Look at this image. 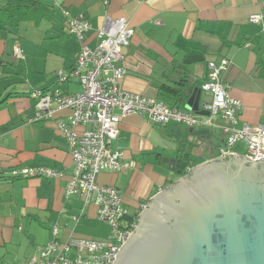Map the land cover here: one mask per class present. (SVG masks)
<instances>
[{"label": "crops", "instance_id": "obj_1", "mask_svg": "<svg viewBox=\"0 0 264 264\" xmlns=\"http://www.w3.org/2000/svg\"><path fill=\"white\" fill-rule=\"evenodd\" d=\"M39 1L53 9L50 19L38 24L11 21L9 31L0 30V172L44 168L60 176L0 181V264H27L38 246L70 237L105 240L110 231L97 221L95 204L84 206L82 196L65 195L73 164L67 141L55 125L69 124L70 111L51 106L52 117L36 120V100L30 97L33 90L55 87V73L69 71L79 51L78 40L63 31L60 7L90 24L91 48L94 31L107 21L122 19L132 27L124 60L118 64L126 70L123 90L162 100V84L175 87L183 76L199 88L207 62L226 59L231 65L223 79L243 107L238 127L264 123V26L248 22L251 15L264 16V0ZM19 41L23 56L16 58ZM59 89L64 94L80 92L74 81ZM210 100L211 95L201 92V108ZM223 145L216 128L158 126L131 115L120 123L113 142L127 167L101 173L96 181L114 187L129 213L138 214L154 194L180 177L179 172L217 158Z\"/></svg>", "mask_w": 264, "mask_h": 264}, {"label": "built area", "instance_id": "obj_2", "mask_svg": "<svg viewBox=\"0 0 264 264\" xmlns=\"http://www.w3.org/2000/svg\"><path fill=\"white\" fill-rule=\"evenodd\" d=\"M59 14L63 19L64 33L78 40L79 51L69 71L55 73V87L33 90L30 97L36 100V120L52 117L51 106L55 110L70 111L69 124L59 122L55 125L67 141L73 164L65 195L82 196L84 206L95 204L96 219L109 227L110 234L105 240L70 237L62 243L51 241L38 246L36 255L27 264H112L131 233L137 214L129 213L114 187L99 185L96 180L101 173H119L127 167L122 163L123 154L113 148V142L119 135V125L126 117L142 116L158 126L176 123L187 127L216 128L224 139L217 158L237 154L235 148L243 147L245 152L241 156L250 162H264V123L238 127L243 107L230 96V85L223 79L230 69V61L207 62V76L199 89L211 95V100L200 109L209 115L196 116L161 99L122 89L126 70L118 64L123 62V49L129 46L134 33L125 20L107 21L101 29L95 30L96 42L91 48L87 43L88 34L92 31L90 24L80 17H71L62 7ZM248 22L264 26V16L251 15ZM14 56L21 57L18 44ZM69 81L79 85V93L64 94L60 91L59 86ZM219 120L224 124H217ZM76 126H81L83 131L75 132ZM10 175L46 179L60 176L58 172L44 168L11 171ZM80 215L82 213L73 220L77 221ZM52 234L56 235L55 229Z\"/></svg>", "mask_w": 264, "mask_h": 264}, {"label": "water", "instance_id": "obj_3", "mask_svg": "<svg viewBox=\"0 0 264 264\" xmlns=\"http://www.w3.org/2000/svg\"><path fill=\"white\" fill-rule=\"evenodd\" d=\"M198 87L184 109L200 110ZM112 264H264V162L200 163L154 194Z\"/></svg>", "mask_w": 264, "mask_h": 264}, {"label": "trees", "instance_id": "obj_4", "mask_svg": "<svg viewBox=\"0 0 264 264\" xmlns=\"http://www.w3.org/2000/svg\"><path fill=\"white\" fill-rule=\"evenodd\" d=\"M53 9L46 7L39 0H0V30L9 31L11 21L31 22L38 24L43 20L50 19ZM10 33V32H9ZM176 86L162 84L160 94L164 97V102L174 108H184V105L194 87L188 84L186 77H181ZM200 83L199 85H201ZM186 171L179 172L182 176ZM11 172H0V181L14 180L19 176H11ZM135 216V215H134Z\"/></svg>", "mask_w": 264, "mask_h": 264}, {"label": "rangeland", "instance_id": "obj_5", "mask_svg": "<svg viewBox=\"0 0 264 264\" xmlns=\"http://www.w3.org/2000/svg\"><path fill=\"white\" fill-rule=\"evenodd\" d=\"M19 48H20V50H21V55L23 56V51H22V48H21V43H20V41H19ZM78 86H79V85H78ZM235 152H236L238 155H243L244 152H245V149H244L243 147H237V148H235ZM177 178H178V177H177ZM177 178H176V176H175V179H174V180H176ZM102 231H103V234H105V235L108 234V228H107V227H103ZM109 234H110V231H109ZM108 236H109V235H108ZM71 256H72V255H71ZM3 264H4V263H3Z\"/></svg>", "mask_w": 264, "mask_h": 264}]
</instances>
